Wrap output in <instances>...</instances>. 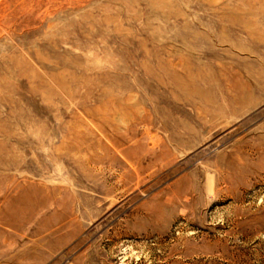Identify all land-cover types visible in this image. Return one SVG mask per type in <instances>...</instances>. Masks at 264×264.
<instances>
[{
	"label": "rangeland",
	"instance_id": "1",
	"mask_svg": "<svg viewBox=\"0 0 264 264\" xmlns=\"http://www.w3.org/2000/svg\"><path fill=\"white\" fill-rule=\"evenodd\" d=\"M0 264H264V0H0Z\"/></svg>",
	"mask_w": 264,
	"mask_h": 264
}]
</instances>
